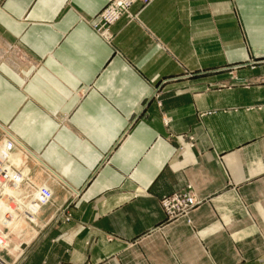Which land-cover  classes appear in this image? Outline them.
<instances>
[{"label":"crops","instance_id":"obj_1","mask_svg":"<svg viewBox=\"0 0 264 264\" xmlns=\"http://www.w3.org/2000/svg\"><path fill=\"white\" fill-rule=\"evenodd\" d=\"M107 2L0 0V145L53 194L22 264H264V0L137 2L111 42Z\"/></svg>","mask_w":264,"mask_h":264},{"label":"built area","instance_id":"obj_2","mask_svg":"<svg viewBox=\"0 0 264 264\" xmlns=\"http://www.w3.org/2000/svg\"><path fill=\"white\" fill-rule=\"evenodd\" d=\"M148 1L108 0L104 7L91 18V26L105 40L110 41L112 38L111 31L109 30L110 26L123 16L132 18L130 9L133 4L137 2L146 3ZM14 148L15 143L10 139L0 145V213L3 212L0 214V225H6L10 229L15 228L17 222L36 223L39 208L51 202L53 198V194L48 187L32 185L28 172H25L24 168L18 170L20 163H16V166L12 170H9L8 166L15 158ZM3 174H8V176L5 177ZM21 182L29 185L32 191L26 192L23 188V191L20 193L21 187L17 184ZM4 191L15 192L14 198L7 197V203L10 206L3 207L4 202H2V199L5 197ZM19 203L22 205L19 206ZM160 203L169 222L181 220L189 223V214L200 203V200L194 194L191 186H186L177 192L162 197ZM63 212V209L60 210L59 215H64ZM65 218L64 220H68V217L65 216ZM5 238V233H1L0 264H21L19 258L23 255V252L18 249L8 250ZM4 249L6 251L1 252Z\"/></svg>","mask_w":264,"mask_h":264},{"label":"rangeland","instance_id":"obj_3","mask_svg":"<svg viewBox=\"0 0 264 264\" xmlns=\"http://www.w3.org/2000/svg\"><path fill=\"white\" fill-rule=\"evenodd\" d=\"M130 12H131V10H130ZM132 14V13H131ZM134 14H132V18H134ZM123 17H125V16H123ZM127 18V17H126ZM132 18H128V19H132ZM120 19V18H119ZM118 19V20H119ZM117 20V21H118ZM115 23V22H114ZM113 23V24H114ZM112 24V25H113ZM111 25V26H112ZM111 26H110V31H111ZM96 32V31H95ZM98 35H100L98 32H96ZM111 34H112V38H113V33H112V31H111ZM101 36V35H100ZM102 37V36H101ZM103 38V37H102ZM112 38H111V40L110 41H107V40H105L106 42H111L112 41ZM103 39H105V38H103ZM158 97V95H157V93H155V98H157ZM7 139H8V137H7ZM8 168H9V170H10V167L8 166ZM14 168V167H13ZM12 168V169H13ZM22 168H26V164L24 163V161H22V163H20L19 164V166H18V170H20V169H22ZM3 175H5V177H7L8 176V174H3ZM172 194V193H171ZM168 195H170V194H168ZM165 196H167V195H165ZM164 197V196H163ZM161 200V199H160ZM160 205H161V203H160ZM62 210V209H61ZM59 211L60 210H57V212L55 211V213L53 214V216L52 217H50L49 218V221H48V224L49 223H51V222H55V221H60V220H64V219H66L65 218V216L66 217H68V220L70 219V215L68 214V209L67 208H65L64 209V212H63V214L64 215H59ZM164 211V210H163ZM166 216V215H165ZM166 220H167V218H166ZM67 221V220H66ZM168 221V220H167ZM169 222V221H168ZM171 223V222H170ZM47 224V225H48ZM47 225H43L42 227L41 226H36L35 225V228L37 227L38 229H43V228H45V227H47ZM24 231L23 230H21V233H23ZM1 233H5V241H6V243H7V246H6V248L8 249V250H12V249H18V250H20V251H22L23 252V255L19 258V261L21 262V264L23 263V258H24V255H25V253H26V251H25V248H26V246H27V244L29 243V242H26V241H24V240H18V241H13V238H20L21 236H22V234L20 233V232H18V235H17V237L15 236V230L13 231L12 229H10V227H8V226H6V225H0V235H1ZM20 234V235H19ZM18 236H20V237H18ZM6 250L4 249V250H2L1 252H5ZM3 255H4V253H2ZM242 264H255V263H253V261H249V262H247V263H242Z\"/></svg>","mask_w":264,"mask_h":264}]
</instances>
